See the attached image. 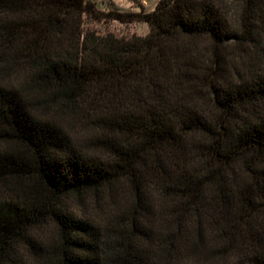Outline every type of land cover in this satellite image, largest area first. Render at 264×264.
Masks as SVG:
<instances>
[{
  "label": "trees",
  "instance_id": "obj_1",
  "mask_svg": "<svg viewBox=\"0 0 264 264\" xmlns=\"http://www.w3.org/2000/svg\"><path fill=\"white\" fill-rule=\"evenodd\" d=\"M124 192L128 214L191 212L264 264V0H0V264H143L100 241Z\"/></svg>",
  "mask_w": 264,
  "mask_h": 264
},
{
  "label": "rangeland",
  "instance_id": "obj_2",
  "mask_svg": "<svg viewBox=\"0 0 264 264\" xmlns=\"http://www.w3.org/2000/svg\"><path fill=\"white\" fill-rule=\"evenodd\" d=\"M90 1L103 13L148 12L157 2V0ZM82 25L84 30L99 34L111 32L125 37L131 34L144 35L148 31L147 23L141 20L120 21L101 16L92 17L87 13H83ZM127 193H123L125 194L121 199L123 203L112 211V214H99L98 218L100 217L103 222L100 227V241L107 231L108 238L116 242V246L131 244L133 255L137 253L143 264H249L242 248L229 247L226 238L212 222L199 221L191 212L174 214L161 212L159 201L154 207L155 212L146 218L141 216L139 209L137 214H128L129 212L125 210L130 208L132 199ZM132 208L134 209L133 205ZM121 209L126 213L120 221L115 215ZM249 223L257 225L258 220L253 217ZM108 227L111 229L104 231ZM52 233L51 224H47L42 235L49 238Z\"/></svg>",
  "mask_w": 264,
  "mask_h": 264
}]
</instances>
